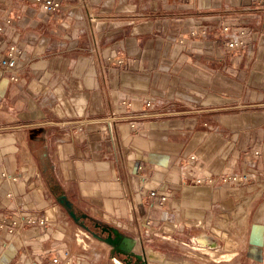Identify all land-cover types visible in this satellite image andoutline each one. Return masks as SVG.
<instances>
[{"label": "crops", "instance_id": "1", "mask_svg": "<svg viewBox=\"0 0 264 264\" xmlns=\"http://www.w3.org/2000/svg\"><path fill=\"white\" fill-rule=\"evenodd\" d=\"M54 1V15L0 5V53L22 50L16 82L0 71V213L46 224L0 231V264L122 262L77 243L48 172L74 213L135 239L148 264H264V0ZM223 27L243 49H226ZM146 101L157 114L137 119ZM245 171L255 183L222 182Z\"/></svg>", "mask_w": 264, "mask_h": 264}, {"label": "built area", "instance_id": "2", "mask_svg": "<svg viewBox=\"0 0 264 264\" xmlns=\"http://www.w3.org/2000/svg\"><path fill=\"white\" fill-rule=\"evenodd\" d=\"M14 4V5H28L32 7H37L41 9L43 12L54 15L61 11L62 9V3L60 1H54V0H0V5H7V4ZM5 24L11 23V18H6L3 21ZM2 31V24L0 21V32ZM227 35L226 39L227 42L225 44V47L228 51H234L238 52L244 47L243 43V34L242 31H236L233 32L230 30L229 27H223L221 29V35ZM22 55V50L16 46V45H10L8 46L3 52L0 53V71L6 75L8 80L10 82H16L18 80L19 74L17 72V65L19 62V59ZM116 64L122 65L123 60L118 59L116 61ZM123 105L128 106L125 102H123ZM157 111L153 109L152 103L150 101H146L143 105V108L141 111L137 114V119H142L147 116H153L156 115ZM111 119L108 123L109 129H112L115 124H117L121 119L119 117H116V114L113 113L110 115ZM131 128L134 127V122L130 123ZM259 153L257 151L253 152L252 154H247L245 156V163L248 165V167L252 168L254 166L255 158L258 156ZM256 175L252 172H242L239 174L235 173H228L223 175L222 182L223 183H231V184H252L256 182ZM207 182H212L211 180H206ZM196 183H201V179H197ZM155 191H150L148 193V196L150 198H153L155 196ZM165 198L160 197V203H164ZM37 225L39 227H44L45 220L40 217L39 215H27L20 219H15L13 217H9L6 215H3L0 213V231H5L9 235H14L17 233H20V231L30 227ZM64 257L66 258L64 261V264H69L68 261V252H64ZM50 263L52 264H62L61 258L54 255L51 259H49Z\"/></svg>", "mask_w": 264, "mask_h": 264}, {"label": "water", "instance_id": "3", "mask_svg": "<svg viewBox=\"0 0 264 264\" xmlns=\"http://www.w3.org/2000/svg\"><path fill=\"white\" fill-rule=\"evenodd\" d=\"M57 202L65 209L68 216L74 223H78L79 219L89 218L88 215L81 213L79 217L73 212L70 202L66 199L65 195H60L57 197ZM95 222V227L101 229L102 233H106L107 236L105 239L99 237L98 235L88 231L87 228H83L89 234L97 239L98 241L108 245L111 250L109 252L110 258H114V254L123 256L124 259H121L124 264H148V257H145L142 252H137L136 247L138 246L135 239L129 236H125L120 233L117 229L109 226H101V223L98 221ZM200 247L208 245L210 248H217L218 243L215 240L209 239L207 236H199L195 239ZM151 257H149L150 259Z\"/></svg>", "mask_w": 264, "mask_h": 264}, {"label": "flooded vegetation", "instance_id": "4", "mask_svg": "<svg viewBox=\"0 0 264 264\" xmlns=\"http://www.w3.org/2000/svg\"><path fill=\"white\" fill-rule=\"evenodd\" d=\"M75 214H76L77 217H79V216L81 215V213H75ZM77 224H78L82 229H83V228H87L88 231H90V232H92V233L98 235L99 237H101V238H103V239H105L106 236H107L106 233H102V232H101V229H100V228L95 227V222H94L93 220H91L90 218L79 219ZM101 226H104V225L101 224ZM85 232H87V231L85 230ZM87 233H89V232H87ZM110 250H111V248H110ZM109 252H110V251H109ZM114 256H115V257H119V258H121V259H124L123 256H119V255H116V254H114Z\"/></svg>", "mask_w": 264, "mask_h": 264}, {"label": "trees", "instance_id": "5", "mask_svg": "<svg viewBox=\"0 0 264 264\" xmlns=\"http://www.w3.org/2000/svg\"><path fill=\"white\" fill-rule=\"evenodd\" d=\"M45 181H46L47 186L49 187V189L53 193L54 198L57 199V197H59L63 193V190L57 184V182H56V180H55V178L51 172H48L45 175Z\"/></svg>", "mask_w": 264, "mask_h": 264}, {"label": "rangeland", "instance_id": "6", "mask_svg": "<svg viewBox=\"0 0 264 264\" xmlns=\"http://www.w3.org/2000/svg\"><path fill=\"white\" fill-rule=\"evenodd\" d=\"M75 234H77V236L74 237V239L77 238V243H80V245L83 246L86 248V247H89L88 246V242H93L94 239L91 237L90 234H88L87 232L83 231L81 228L77 227V231L75 232ZM86 237V238H84ZM84 241V243H83ZM102 246H104V248H107V245L106 244H101ZM197 255V254H195Z\"/></svg>", "mask_w": 264, "mask_h": 264}, {"label": "bare ground", "instance_id": "7", "mask_svg": "<svg viewBox=\"0 0 264 264\" xmlns=\"http://www.w3.org/2000/svg\"><path fill=\"white\" fill-rule=\"evenodd\" d=\"M241 210V209H240ZM238 213H239V211H238ZM238 213H237V215H238ZM241 220V219H240ZM231 256L230 255H223V256H221L220 257V259H225V260H227V259H229ZM114 263L115 264H123L122 262H120V261H118V260H114ZM168 264H175V263H168ZM177 264H181V263H178L177 262Z\"/></svg>", "mask_w": 264, "mask_h": 264}]
</instances>
